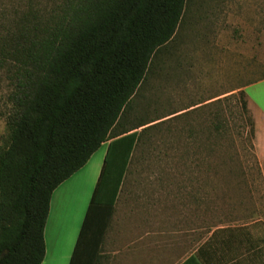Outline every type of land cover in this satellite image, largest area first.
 <instances>
[{"label": "trees", "instance_id": "trees-1", "mask_svg": "<svg viewBox=\"0 0 264 264\" xmlns=\"http://www.w3.org/2000/svg\"><path fill=\"white\" fill-rule=\"evenodd\" d=\"M187 0H57L0 35L14 89L0 151V264H42L54 190L110 143L69 264H97L138 142L122 115ZM246 107V102L243 103ZM129 130H134L131 133Z\"/></svg>", "mask_w": 264, "mask_h": 264}, {"label": "rangeland", "instance_id": "rangeland-1", "mask_svg": "<svg viewBox=\"0 0 264 264\" xmlns=\"http://www.w3.org/2000/svg\"><path fill=\"white\" fill-rule=\"evenodd\" d=\"M56 2L0 0V35L29 6L50 10ZM10 68L0 62V151L8 143ZM263 77L264 0H187L175 35L153 55L121 118L120 130L153 121L138 129L118 192L122 214L128 218L137 205L153 204L159 219L200 222L203 237L217 220L264 215L247 104L258 86H245ZM50 229L42 264H66L71 243H54Z\"/></svg>", "mask_w": 264, "mask_h": 264}, {"label": "crops", "instance_id": "crops-1", "mask_svg": "<svg viewBox=\"0 0 264 264\" xmlns=\"http://www.w3.org/2000/svg\"><path fill=\"white\" fill-rule=\"evenodd\" d=\"M245 86H258L255 96L246 95L255 123L256 154L264 178V77ZM245 86L241 89L244 92ZM123 135L104 142L88 162L52 194L45 226L46 252L50 227L54 243H71L66 264L74 251L109 145ZM91 184L92 192L88 187ZM84 194L85 200L81 203ZM119 199L120 193L97 264H264V215L236 221L217 220L203 237L200 222L193 225L185 220L159 219L153 204L137 205L127 218L120 210ZM67 202L72 204L68 208L71 212L65 208ZM137 207L144 208L137 210Z\"/></svg>", "mask_w": 264, "mask_h": 264}]
</instances>
